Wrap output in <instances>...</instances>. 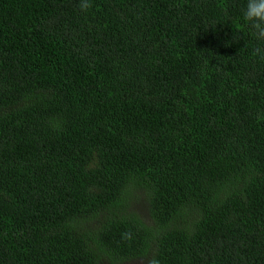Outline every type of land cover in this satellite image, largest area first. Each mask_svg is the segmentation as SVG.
<instances>
[{
    "label": "trees",
    "instance_id": "1",
    "mask_svg": "<svg viewBox=\"0 0 264 264\" xmlns=\"http://www.w3.org/2000/svg\"><path fill=\"white\" fill-rule=\"evenodd\" d=\"M78 4L0 0V264H264L246 0Z\"/></svg>",
    "mask_w": 264,
    "mask_h": 264
},
{
    "label": "clouds",
    "instance_id": "2",
    "mask_svg": "<svg viewBox=\"0 0 264 264\" xmlns=\"http://www.w3.org/2000/svg\"><path fill=\"white\" fill-rule=\"evenodd\" d=\"M92 0H79L78 8L82 13H87L91 8ZM243 21L250 29L251 35L259 42L254 54L264 58V0H246L243 9Z\"/></svg>",
    "mask_w": 264,
    "mask_h": 264
}]
</instances>
